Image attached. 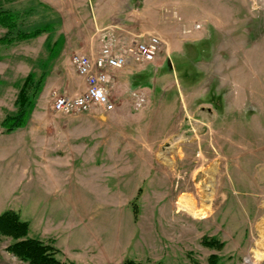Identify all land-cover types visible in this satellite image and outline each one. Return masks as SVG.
Instances as JSON below:
<instances>
[{
  "label": "rangeland",
  "instance_id": "374dc122",
  "mask_svg": "<svg viewBox=\"0 0 264 264\" xmlns=\"http://www.w3.org/2000/svg\"><path fill=\"white\" fill-rule=\"evenodd\" d=\"M101 4L0 0L2 8L22 13L18 22L23 25L53 22L49 34L0 44V214L14 211L28 223V237L53 246L61 262L206 264L216 254L219 264H264L253 256L264 249V0ZM95 7L105 11L99 12V21L113 23L107 12L131 25L139 18L163 40L154 61L135 64L134 74L110 72V100L115 106L126 101L129 107L104 147L117 149V162L130 165L116 172H102L95 163L83 171L76 167L73 173L61 172L64 180L54 187L43 181L46 170H36L35 182L33 132L47 140L55 125L48 116L62 114L52 109L53 91L82 92L70 59L87 54V45L99 49L96 30L90 29ZM183 23L196 29L185 32L190 26ZM5 32L0 27V37ZM58 38L61 42L54 44ZM30 73L42 80L39 91L28 89L35 94L34 106L24 126L6 132L1 121L16 112L17 94ZM140 89L144 103L134 109L130 92ZM97 114L103 113L62 114L75 121L67 125L74 135L68 156L76 166H81L78 150L83 146L77 127L86 125L89 152L95 147L90 132L103 130L79 121ZM38 207L51 218L36 217ZM48 222L52 233L39 235ZM203 238L222 246H204ZM10 243L9 237H0V264H28L6 251Z\"/></svg>",
  "mask_w": 264,
  "mask_h": 264
},
{
  "label": "crops",
  "instance_id": "0c3cea01",
  "mask_svg": "<svg viewBox=\"0 0 264 264\" xmlns=\"http://www.w3.org/2000/svg\"><path fill=\"white\" fill-rule=\"evenodd\" d=\"M103 2L104 0H94V4H97L98 6L102 5L101 3ZM120 2H122V0H119V3ZM120 9L121 8H119V11H122ZM92 10H93V7H92ZM100 11L105 12L104 9L95 7L94 13L92 12L94 14L93 16L94 24L93 25L90 24L94 27L90 29L96 30L94 35H96L95 37H96L98 44H99V39H98L99 30L102 28L108 27V26L114 28V30L117 32H122L127 38L136 37L137 39H139L141 36L145 35V33L147 34L145 38H148L149 35H157V34H154L151 29L146 28L143 20L139 18L135 19L136 20L135 25H131V24L126 23L125 20H123L125 18L120 17L115 20V18H113L115 16L111 15L110 12H107L106 14L109 15V17L112 18V20H114L113 23L107 24L105 22L99 21L100 18H103L102 16H100L102 14V13H99ZM128 14L133 15V13L131 12L125 13V15H128ZM121 20H123V22H121ZM184 25L190 26V27L185 28L184 30L185 32H189V31L191 32L195 28V26H193L194 24L190 25L189 23L188 24L183 23V26ZM89 40L90 39H87V42H89ZM162 41L163 40H161V43ZM86 49L88 50L87 54L96 52V51H93L89 47V45H87ZM136 70H137V67L135 63L129 62L125 67L121 69L113 70L112 73L119 74V75L120 74L132 75L135 73ZM75 82H76L77 87L81 91L85 89V81L82 77L77 75V81ZM75 82L74 84L72 83L71 85H75ZM115 82L116 81L112 79V83H115ZM68 85H69V82L64 81L63 90L65 92H68V89H67L69 88ZM144 88H148V87L144 86ZM137 91H142V89L137 90ZM131 92H130V96H131ZM120 102L121 103L115 106V109L113 110L114 112L111 111L112 113L108 112L105 114H97L96 116L90 118L91 120L79 121V122H88L89 124H91L90 126H95V128L103 127V130L101 129L98 131L90 132L94 134L92 138L93 137L95 138V147L92 148L90 152L86 151L87 146H88L86 139L89 138L87 136L89 132L85 130L86 125L83 126L81 124L80 126L77 127L78 132L76 133L78 134L76 135V137L80 139V143L83 145L78 150V154H80V158L77 163L80 164L81 166H76L74 159H72L71 156H68L73 152L72 151V138L74 137V135L72 131L69 130L71 128V125H67V123H71L75 121L71 120V117L68 115L60 114V115H55V116H48L51 119L50 122H53L55 125L50 127L51 131L50 130L47 131V140H46V136L42 137L38 132L37 133L33 132V139L35 140V144L33 148L31 149V154L33 155L32 180L36 182L35 180L36 170L40 174L42 172L41 170L43 169L48 172V174L42 175L44 179L43 181L45 183L49 181L54 187L56 185V182H58L59 180L60 182L64 180V176L61 174V172L68 170V173L70 174L72 170L75 171L74 168L76 167L79 168L78 170L83 171L82 167L85 170L88 168V166L95 163L96 164L95 168L101 169L102 172H104L105 170L109 172L113 170L116 172L119 170L122 171L121 169L124 166H129L130 165L129 163H124L120 165L117 162L116 158H114V156L118 154L117 149H114V147H108V146L104 147L105 141L110 142L111 139H114L113 137L114 134L112 135L110 134V132L115 130L118 127V122L122 118L121 115L123 114V112H126L127 107H129V104L126 101H120ZM42 127L43 126H38L39 129H43ZM18 129L20 128H17L14 131H17ZM115 139L117 140L118 138H115ZM23 152H24L23 149H19V154H23ZM88 153L90 154V157L88 156L89 155ZM61 154H63V156H61ZM105 156H106V160H105ZM109 159L111 160V162L106 163ZM37 202H39V200H37ZM60 207L61 206H59V208ZM65 209H66V204L64 202V205L61 211L63 210L65 211ZM35 216L36 217L38 216L39 218H42L44 220L45 218L47 219L51 218L49 211L43 210L41 209V207L37 208V214ZM48 223L46 226H44V224L42 225V227L39 226L40 227L39 235L52 233V229H51L52 227L50 226V223L49 224ZM60 227H63V226H60ZM59 231L60 229L55 230V234H58Z\"/></svg>",
  "mask_w": 264,
  "mask_h": 264
},
{
  "label": "built area",
  "instance_id": "2783aa9c",
  "mask_svg": "<svg viewBox=\"0 0 264 264\" xmlns=\"http://www.w3.org/2000/svg\"><path fill=\"white\" fill-rule=\"evenodd\" d=\"M99 49L95 53H75L70 62L78 76L85 81V89L75 95L52 92V109L62 114L97 111L108 113L115 109L110 100V72L125 67L129 62L145 66L154 61L159 53L161 40L149 35L142 40L127 38L108 26L99 30ZM132 106L141 108L144 103L140 91L131 92Z\"/></svg>",
  "mask_w": 264,
  "mask_h": 264
},
{
  "label": "trees",
  "instance_id": "16d2710c",
  "mask_svg": "<svg viewBox=\"0 0 264 264\" xmlns=\"http://www.w3.org/2000/svg\"><path fill=\"white\" fill-rule=\"evenodd\" d=\"M28 10H32L29 8ZM22 13L19 10L2 8L0 6V27L6 32L0 37V44H12L22 39L34 37L40 33H50L52 31V21L45 22L38 20L35 23L23 25L19 23ZM58 38L56 43H60ZM41 78L32 79L30 73L23 81L17 94L15 104L16 112L5 116L1 121V126L6 132H11L25 125L26 119L34 106V95L29 94V88L40 90ZM9 237L11 243L6 247V251L28 264H76L72 261L61 262L55 254L56 249L45 244L38 239L28 237V223L20 220L14 211H4L0 214V237ZM201 243L209 248H221L222 244L214 239L203 238ZM123 264H140L131 259H126ZM206 264H219L216 254L207 257Z\"/></svg>",
  "mask_w": 264,
  "mask_h": 264
},
{
  "label": "bare ground",
  "instance_id": "6f19581e",
  "mask_svg": "<svg viewBox=\"0 0 264 264\" xmlns=\"http://www.w3.org/2000/svg\"><path fill=\"white\" fill-rule=\"evenodd\" d=\"M181 200H182V202L187 203V204L193 206L192 201H190L186 197L182 196L181 197ZM262 239L264 240V237ZM256 249H257V247H256ZM253 256H254L255 260H257V261L264 259V249H263V247L259 248L258 250L253 251Z\"/></svg>",
  "mask_w": 264,
  "mask_h": 264
}]
</instances>
